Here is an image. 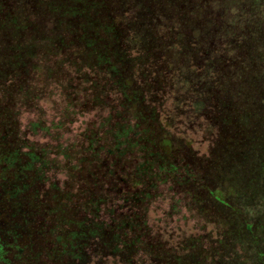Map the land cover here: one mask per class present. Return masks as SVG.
Masks as SVG:
<instances>
[{
	"label": "rangeland",
	"instance_id": "rangeland-1",
	"mask_svg": "<svg viewBox=\"0 0 264 264\" xmlns=\"http://www.w3.org/2000/svg\"><path fill=\"white\" fill-rule=\"evenodd\" d=\"M174 1L0 0V102L51 94L66 108L58 98L71 101L81 64H97L106 75L120 45L131 57H145L167 42L166 58L159 62L152 49L145 68L151 78L162 73L158 90L169 95L162 126L176 155L205 178L195 196L200 208L184 221L171 209L159 218L166 228L160 264H264V0H224L216 12L222 21L214 24L206 7L178 22L179 11L168 8ZM112 13L120 26L110 39ZM36 70L47 74L45 88L34 86ZM127 74L113 72L131 90L148 82L126 84ZM185 185L194 192L196 185ZM212 190H221L225 201L208 204Z\"/></svg>",
	"mask_w": 264,
	"mask_h": 264
},
{
	"label": "trees",
	"instance_id": "trees-1",
	"mask_svg": "<svg viewBox=\"0 0 264 264\" xmlns=\"http://www.w3.org/2000/svg\"><path fill=\"white\" fill-rule=\"evenodd\" d=\"M223 1L175 0L168 8L179 11V22L206 7L214 24ZM109 16L111 39L120 17ZM166 43L145 57L129 56L124 45L112 52L111 65L128 72L126 84L149 82L140 90L123 85L112 67L105 75L85 63L75 69L71 101L58 98L66 108L51 94L0 102V264H160L166 228L159 218L171 209L184 221L200 208L195 196L205 178L176 155L162 126L169 99L158 90L162 73L151 78L145 68L152 49L159 62L166 58ZM35 73L34 86L45 88L47 74ZM185 184L196 185L194 192ZM224 196L212 190L206 202Z\"/></svg>",
	"mask_w": 264,
	"mask_h": 264
}]
</instances>
